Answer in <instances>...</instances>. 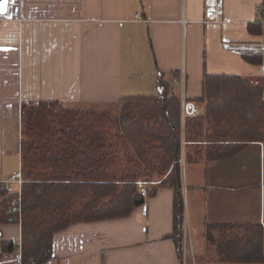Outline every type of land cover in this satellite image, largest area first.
Listing matches in <instances>:
<instances>
[{
  "label": "crops",
  "instance_id": "1",
  "mask_svg": "<svg viewBox=\"0 0 264 264\" xmlns=\"http://www.w3.org/2000/svg\"><path fill=\"white\" fill-rule=\"evenodd\" d=\"M223 7L229 19L213 22L204 20V0H9L0 19V180L21 168L24 104L118 103L156 94L162 76L181 100L184 123L204 111L197 98L205 72L249 78L264 92V0H223ZM183 144L196 145L194 154ZM206 145L182 143L181 256L169 236L174 192L160 186L127 216L55 233L54 255L43 264H233L208 245L206 225L264 227V141L218 160L207 158ZM0 228V264H21L19 246L1 250V238L21 243V224Z\"/></svg>",
  "mask_w": 264,
  "mask_h": 264
},
{
  "label": "trees",
  "instance_id": "2",
  "mask_svg": "<svg viewBox=\"0 0 264 264\" xmlns=\"http://www.w3.org/2000/svg\"><path fill=\"white\" fill-rule=\"evenodd\" d=\"M197 100L204 102V111L187 115L183 123L180 98L158 76L156 94L124 96L109 104L116 112L59 100L24 104L21 243L1 238V250L12 252L19 246L21 264H43L54 255L55 233L80 221L129 215L146 199L137 181L157 175L163 178L149 196L160 186L173 189L174 228L169 236L181 256L182 140L206 141L209 160L230 158L250 142L264 141L262 85L246 77L205 72ZM9 201L0 182V225L10 222ZM205 237L223 262L264 264L260 222L207 223Z\"/></svg>",
  "mask_w": 264,
  "mask_h": 264
},
{
  "label": "built area",
  "instance_id": "3",
  "mask_svg": "<svg viewBox=\"0 0 264 264\" xmlns=\"http://www.w3.org/2000/svg\"><path fill=\"white\" fill-rule=\"evenodd\" d=\"M204 20L205 21H215V22H225L229 18L224 13L223 0H204ZM3 14L0 13V19ZM136 17L141 20H146L139 14H136ZM264 18V14H263ZM193 111L196 112V108H193ZM196 114V113H195ZM186 140H182V143H186ZM179 161L181 165L184 163V157L180 156ZM25 181L22 169L19 168L14 173L6 177L5 179L0 180L2 183V189L5 190V196H10L9 201V217L8 220L10 222H18L21 221V207H22V184ZM158 180H138V190L141 195L145 198L149 196L150 190L153 188L155 184H157ZM21 224V223H20Z\"/></svg>",
  "mask_w": 264,
  "mask_h": 264
},
{
  "label": "rangeland",
  "instance_id": "4",
  "mask_svg": "<svg viewBox=\"0 0 264 264\" xmlns=\"http://www.w3.org/2000/svg\"><path fill=\"white\" fill-rule=\"evenodd\" d=\"M109 104H111V103H109ZM109 104H105V105H100V106H96V105H91V106H86V108H89V109H94V110H106V109H109V108H111L110 110L111 111H113V112H116V108H112V107H110V105ZM109 105V106H108ZM83 107H85V106H83ZM183 146H185V148H186V154L187 155H189V153L190 154H194V146L192 145V144H187V145H184L183 144ZM187 162H188V158H187V161H186V164H187ZM185 164V165H186ZM189 174V173H188ZM190 175V174H189ZM181 176H182V168H181ZM145 178V177H144ZM162 178H163V176L161 177V176H157V175H155L154 177H151V178H145V179H148V180H158V181H160V180H162ZM223 233L220 231V234H219V236L220 237H222L223 235H222ZM209 245V244H208ZM210 247H212V246H209V248ZM249 264H253V263H249Z\"/></svg>",
  "mask_w": 264,
  "mask_h": 264
},
{
  "label": "water",
  "instance_id": "5",
  "mask_svg": "<svg viewBox=\"0 0 264 264\" xmlns=\"http://www.w3.org/2000/svg\"><path fill=\"white\" fill-rule=\"evenodd\" d=\"M9 0H0V13L4 14L7 11Z\"/></svg>",
  "mask_w": 264,
  "mask_h": 264
}]
</instances>
